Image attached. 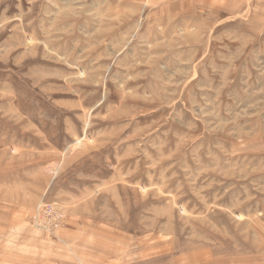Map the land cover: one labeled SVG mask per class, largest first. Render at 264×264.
<instances>
[{
  "label": "rangeland",
  "instance_id": "obj_1",
  "mask_svg": "<svg viewBox=\"0 0 264 264\" xmlns=\"http://www.w3.org/2000/svg\"><path fill=\"white\" fill-rule=\"evenodd\" d=\"M61 251L264 264V0H0V256Z\"/></svg>",
  "mask_w": 264,
  "mask_h": 264
},
{
  "label": "crops",
  "instance_id": "obj_2",
  "mask_svg": "<svg viewBox=\"0 0 264 264\" xmlns=\"http://www.w3.org/2000/svg\"><path fill=\"white\" fill-rule=\"evenodd\" d=\"M0 264H87L88 260L83 255H70L68 253H31L0 256Z\"/></svg>",
  "mask_w": 264,
  "mask_h": 264
},
{
  "label": "built area",
  "instance_id": "obj_3",
  "mask_svg": "<svg viewBox=\"0 0 264 264\" xmlns=\"http://www.w3.org/2000/svg\"><path fill=\"white\" fill-rule=\"evenodd\" d=\"M37 211L38 212L36 216H34L35 221L33 223L37 224L40 230L53 231L60 224L62 216L58 212H56L53 207L42 205L38 208ZM47 216H49L53 220V223L50 226L45 225V222L48 219Z\"/></svg>",
  "mask_w": 264,
  "mask_h": 264
}]
</instances>
